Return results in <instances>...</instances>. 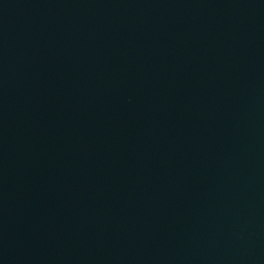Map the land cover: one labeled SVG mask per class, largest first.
<instances>
[{"label": "water", "instance_id": "water-1", "mask_svg": "<svg viewBox=\"0 0 264 264\" xmlns=\"http://www.w3.org/2000/svg\"><path fill=\"white\" fill-rule=\"evenodd\" d=\"M0 264H264V0H0Z\"/></svg>", "mask_w": 264, "mask_h": 264}]
</instances>
